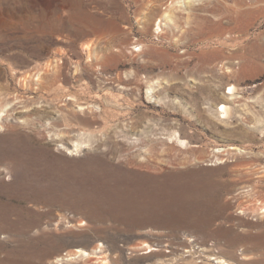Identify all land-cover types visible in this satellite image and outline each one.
Segmentation results:
<instances>
[{
  "label": "rangeland",
  "instance_id": "rangeland-1",
  "mask_svg": "<svg viewBox=\"0 0 264 264\" xmlns=\"http://www.w3.org/2000/svg\"><path fill=\"white\" fill-rule=\"evenodd\" d=\"M263 207L264 0H0V264H264Z\"/></svg>",
  "mask_w": 264,
  "mask_h": 264
},
{
  "label": "bare ground",
  "instance_id": "bare-ground-1",
  "mask_svg": "<svg viewBox=\"0 0 264 264\" xmlns=\"http://www.w3.org/2000/svg\"><path fill=\"white\" fill-rule=\"evenodd\" d=\"M232 90H236V87L235 86H231L230 87ZM223 107V113L225 114V115H228V113H229V107H228V105H223L222 106ZM262 209V213L264 214V207L263 208H261ZM214 243V242H213ZM215 244V243H214ZM144 245H145V247H151V246H153V245H151V244H148L147 242H145L144 243ZM102 247H103V245H101ZM152 248V247H151ZM100 251H102V249H100ZM77 252H79L80 254H82L83 255V257L84 258H90L91 256H92V253L91 252H89V251H87L86 249H78L77 250ZM247 256V255H246ZM187 257V256H186ZM215 257V256H214ZM183 258V257H182ZM197 258V257H196ZM198 259V258H197ZM195 260V259H194ZM199 260V259H198ZM160 261V260H159ZM164 261V260H163ZM212 261L214 262V261H216V263H214V264H233L232 262H229L228 260H226V259H223L222 257H215V258H213L212 259ZM162 262V261H161ZM165 262V261H164ZM194 262H196V261H194ZM108 262L106 261V262H104V264H107ZM166 263V262H165ZM179 264V263H178Z\"/></svg>",
  "mask_w": 264,
  "mask_h": 264
},
{
  "label": "built area",
  "instance_id": "built-area-1",
  "mask_svg": "<svg viewBox=\"0 0 264 264\" xmlns=\"http://www.w3.org/2000/svg\"><path fill=\"white\" fill-rule=\"evenodd\" d=\"M184 237H186V238H182V240L184 241V242H188V243H190V244H192L193 245V248H194V245L195 246H197L199 243H201L200 241H198V239L197 240H195L196 238L195 237H191V236H188V235H185ZM198 242V243H197ZM157 245H159V244H157ZM166 247H168V248H174L173 246H171L170 244H164ZM210 245L211 246H214V243H210ZM159 246H161V245H159ZM145 253H149V251H147V252H145Z\"/></svg>",
  "mask_w": 264,
  "mask_h": 264
}]
</instances>
